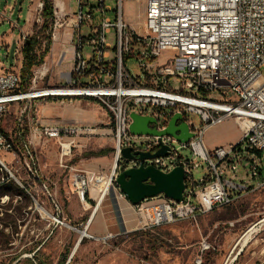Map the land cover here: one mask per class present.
Returning a JSON list of instances; mask_svg holds the SVG:
<instances>
[{"label":"built area","instance_id":"1","mask_svg":"<svg viewBox=\"0 0 264 264\" xmlns=\"http://www.w3.org/2000/svg\"><path fill=\"white\" fill-rule=\"evenodd\" d=\"M123 1L115 0V11L105 6V0H97L94 7L89 6L85 11L88 0H68L76 5L72 23L66 22L72 30L73 66L63 86L36 90L35 74L29 89L22 92L19 73L0 75V113L6 115L13 104L26 102L19 111L17 126L24 124L28 129L29 137L25 136L21 146L28 149L29 174L38 177L29 150L33 139L61 144L67 139L81 138L88 143L99 130L97 124H40L28 120L31 102L47 97L83 99L104 110L112 127L114 164L109 175H98V180H108L112 186L119 168L140 165L138 161L125 164L121 159L122 149L154 153L159 149L160 139H167L168 157L144 160L143 165H158L164 173L175 167L184 170L182 202L177 204L159 196L132 206L142 228L178 222L195 224L202 215L230 207L243 197L264 190L261 158L264 154V75L260 73L264 69V0H132L146 2L139 31L125 21ZM39 7L42 9V5ZM95 13L100 17L98 27L92 24ZM53 14L52 39L61 27L54 9ZM0 16L4 18L3 14ZM84 25L89 33L83 37L80 29ZM110 33L115 41L113 54L107 43ZM125 59L135 61L140 76L134 77L126 70ZM132 113L152 117L155 123L149 128L157 132L164 131L170 118L179 114L194 137L186 145L179 143L175 148L178 142L170 136H132L129 132ZM194 116L199 118V125L191 121ZM227 119L235 121L242 132L241 139L233 145L208 150L203 142L204 131ZM183 148L190 150V160L178 156L177 151ZM14 149L0 128V152L11 153ZM116 161L119 168L115 167ZM200 163H205L206 170L195 181L192 171L199 170ZM0 164L1 172L4 170L11 176L3 162ZM96 178L72 171L70 186L79 203L90 202V182ZM4 182L0 180V184ZM99 205L96 204L93 213ZM262 222L264 219L250 228L259 230ZM88 223L83 229L85 237L103 242L110 237L90 236ZM235 224L231 221L226 226L232 229ZM241 237L223 264L235 263L243 250ZM198 245L199 255L194 264H202L204 253L217 251L207 238L201 239ZM258 255L255 264H264V249Z\"/></svg>","mask_w":264,"mask_h":264},{"label":"rangeland","instance_id":"2","mask_svg":"<svg viewBox=\"0 0 264 264\" xmlns=\"http://www.w3.org/2000/svg\"><path fill=\"white\" fill-rule=\"evenodd\" d=\"M54 1L57 2V0ZM96 3L97 0H88V6L84 8L85 11L89 9V6L94 7ZM24 6L25 0H0V14L12 21L22 22V16L25 12ZM105 6L115 11L116 2L115 0H105ZM69 9L71 15L76 13L75 3H70ZM145 10V1H123V17L137 31L142 28L140 16L145 14ZM113 14L110 17L113 18ZM57 20L61 24L58 30H62L67 27L66 22L72 23V16L66 17L64 14H60ZM40 23L38 24L40 25ZM92 24L93 27H98L100 24V17L97 13L94 15ZM7 29L8 25L2 21L0 16V35ZM88 33L89 30L86 25L81 27L80 36L84 37ZM107 43L111 46L110 53L113 54L115 41L112 39L111 33L107 35ZM13 52L14 49L9 54V60L13 59ZM87 52L86 48L84 54L87 55ZM4 55L2 53L3 61H5ZM124 65L132 76H140L141 72L133 59H125ZM43 68H45L44 63L34 69L33 73H38ZM260 73L264 75V69H260ZM35 89L38 90L39 88L35 87ZM25 104L26 102L19 103V109H22ZM32 113L33 110L28 111L29 118L32 117ZM18 116L19 110L15 115L14 110L10 109L0 122V128L12 141L15 147L13 151L16 154L14 155L13 151L11 153L0 152V159L3 160V164L11 174L9 176L2 170L0 180L7 175L24 194L13 195L15 193L14 188L7 184L3 186L0 184V264H29L31 261L32 264H36L38 261L41 264H194L197 258L196 252H193V255L189 257L186 255V251H188L186 247L189 246L190 241L191 244L197 242V240H190L187 236L194 229L196 223L178 222L160 227L142 228L138 225L139 218L135 210L127 202V209H129L130 215L136 219V223L126 232H119L109 195L103 197L94 214L105 213L107 224L112 225V228L104 237H110L105 242L85 237L83 229L92 218L91 215L97 201L83 205L76 199L70 186L71 173L72 171L76 172L70 170L75 158L65 161V168L55 172L54 166L50 165V160L42 152L43 141L33 139L29 150L35 161L38 177L36 175L31 176L26 167L27 155L20 149L21 147L16 141L18 132L24 130V124L22 127L17 126ZM231 120L227 119L222 124L209 129L205 133V144L220 145L226 142H234L238 133L234 121ZM191 121L194 125L200 124V120L196 116L191 117ZM109 138L108 145L113 148V137L110 136ZM82 142L85 144L81 147L71 149H98L93 142L87 144ZM174 146L178 148L179 143H175ZM177 154L184 160L191 159V152L186 148L179 149ZM112 158L111 167L114 164V153ZM261 158L264 161V154ZM205 170V163H200V169L192 171L194 180L198 181ZM18 184L21 187H27V190L22 189ZM111 187L116 188L115 183H112ZM207 217L210 222V229L204 238H207L218 249H222L226 244L234 245L253 224L264 219V190L251 193L230 207L214 210L208 213ZM53 218L60 221L61 224L55 223ZM231 221L236 224L232 229H229L226 223ZM87 234L94 238H102L94 236L90 232L89 225ZM79 239L81 241L78 243ZM75 245L76 248L73 251ZM35 248L40 249L36 262L29 254ZM237 249L239 248L237 247ZM261 249H264V225L258 232L252 234L234 264H255ZM217 251H209V254H213V258L217 256L222 258L224 252L221 256L219 250Z\"/></svg>","mask_w":264,"mask_h":264},{"label":"crops","instance_id":"3","mask_svg":"<svg viewBox=\"0 0 264 264\" xmlns=\"http://www.w3.org/2000/svg\"><path fill=\"white\" fill-rule=\"evenodd\" d=\"M52 2L54 5V10L56 11V16L60 14L72 16L69 9L70 2L67 0H57V2L52 0ZM40 5H42V0H25V12L22 16V22L18 20L12 21L7 19L5 16L4 18H1L2 21L8 25V29L2 33V35H0V75L6 72H15L20 74V69L22 67V56L20 54V49L22 47L21 41L23 38L32 36L33 27L35 25H39L38 23L42 22V9H40ZM57 5H60V7H57ZM71 41L72 30L70 28L66 27L65 29L55 31L50 52L44 59L45 68H43V70L38 73H33L34 76L36 74V77H38L36 80V88L38 87L39 89H43L47 87H54L66 82L67 76L70 75L73 66V47ZM12 49H14L13 59L9 60V54ZM2 53L5 54V61L2 60ZM10 109H13L16 115L17 110L20 111L21 108L19 109V103H17L13 104ZM31 110H33L32 117L29 118L27 113L26 118L28 120H34L40 124H51L58 122L65 125H99V130L95 137H93L92 140L88 142H93L94 146H96L98 149H71L73 144L78 145L77 147H81L83 144H85L82 142H85V140L81 138L73 140L67 139L61 144L54 140H40L35 138V140L43 141L41 146L42 152L44 153L45 157L50 160V165L54 166L55 172L65 168V161L75 158L74 161H72V166L70 167L71 170L84 173L85 175H88V177L91 176L94 178H96L98 175H109L113 160V148H110L108 145L110 140L109 137H112V127L108 115L97 104L83 99L68 100L65 98L47 97L32 101ZM222 123L223 122L208 127L203 133V142L205 133L209 129H212ZM235 125L237 128L238 137L234 142H226L220 145H216L215 143L206 145L204 142L208 150H213L218 147H225L237 143L241 139L242 132L236 123ZM100 152H104V155L99 157L92 156L93 154ZM107 181L108 180L101 181V179L98 180L97 178L94 180L92 179L89 189V201L90 203L97 201V204H99L102 202L104 196L109 195L116 220L117 231L126 232L128 228H132L135 225L136 219L130 215L129 209H127L128 201L120 194L117 187L114 188L111 186H106ZM207 219V214L198 217L194 229H192L191 233L187 235L190 240H197L195 244H191L190 241L189 246L186 247L188 250L186 251V255L189 257L193 255V252H196V257L199 255L198 244L210 229V222ZM88 225L90 227V232L96 237H104V235L112 228V225L107 224V219L104 212L95 213L92 218H90ZM233 246L234 245L226 244L222 247V249L216 248L219 250L221 256L224 252L222 258H219V256L213 258V254H209V252L204 253L202 255V264H223L224 259L231 252Z\"/></svg>","mask_w":264,"mask_h":264},{"label":"water","instance_id":"4","mask_svg":"<svg viewBox=\"0 0 264 264\" xmlns=\"http://www.w3.org/2000/svg\"><path fill=\"white\" fill-rule=\"evenodd\" d=\"M130 119L129 132L132 136H170L184 145L194 137V134L188 131L186 123L182 121L179 114L173 115L167 128L161 132L149 128L150 124L155 123L152 117L132 113ZM168 150L165 146H161L154 153L133 151L132 148L121 150V159L125 164L133 161L140 162L138 167L125 169L119 168V162H115V167L119 168L114 181L115 186L131 206H138L159 196L177 204L182 202L185 190V174L182 167H175L164 173L153 166H144L142 163L144 160L168 157ZM80 241L81 239L78 240V243Z\"/></svg>","mask_w":264,"mask_h":264},{"label":"trees","instance_id":"5","mask_svg":"<svg viewBox=\"0 0 264 264\" xmlns=\"http://www.w3.org/2000/svg\"><path fill=\"white\" fill-rule=\"evenodd\" d=\"M53 2L52 0H42V10H41V19L42 22L40 25H35L33 27V34L30 37H26L20 49V54L22 56V67L20 69V78H21V91L25 92L29 89L31 85V81L33 79V70L42 66L44 63L45 57L50 52V47L52 44V25L54 23V14H53ZM5 138H8L7 134L1 130ZM21 132V131H20ZM17 135V144L20 145L23 152H27L28 149H24L22 147V143L24 142V138L28 133L27 127H24V130ZM104 152L95 153L92 156H103ZM33 169L36 170V164L31 162ZM124 169V167H121ZM4 183H1V186L8 185L11 188H14L13 195H24L22 190L15 186L14 182L9 179L7 175H5ZM24 190H27V187H23ZM5 194V193H4ZM40 250V249H39ZM39 250L37 248L31 250L29 254L32 255V259L36 262ZM30 262V261H28ZM32 264V261L31 263ZM36 264H41V262H37Z\"/></svg>","mask_w":264,"mask_h":264},{"label":"bare ground","instance_id":"6","mask_svg":"<svg viewBox=\"0 0 264 264\" xmlns=\"http://www.w3.org/2000/svg\"><path fill=\"white\" fill-rule=\"evenodd\" d=\"M60 7V5L58 6ZM5 116V113H0V122L2 120V118ZM131 124V120L129 121V126ZM161 146H165L167 147V139H160L159 140V148ZM26 153V152H25ZM27 155V154H26ZM1 162H3L2 159H0ZM26 166H28V163H26ZM153 166L154 168L158 169L159 170V166L158 165H151ZM0 172H1V164H0ZM21 187V185H19ZM106 186H109L110 187V184L109 182L107 181V185ZM22 188V187H21ZM5 198V197H4ZM38 207V206H37ZM92 215H93V212H92ZM91 215V217H92ZM264 225V222L261 223V226ZM258 232V228H250L242 237H241V240H240V245H241V249L247 244V242L249 241V239L251 238L252 234L253 233H256ZM76 248V245L73 249V251L75 250Z\"/></svg>","mask_w":264,"mask_h":264}]
</instances>
